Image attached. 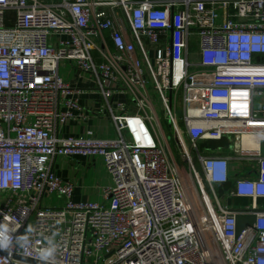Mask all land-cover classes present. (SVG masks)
Returning <instances> with one entry per match:
<instances>
[{
    "label": "built area",
    "instance_id": "built-area-1",
    "mask_svg": "<svg viewBox=\"0 0 264 264\" xmlns=\"http://www.w3.org/2000/svg\"><path fill=\"white\" fill-rule=\"evenodd\" d=\"M66 59L95 77L115 136H59L98 115L60 76ZM60 156L103 157L108 204L74 201ZM48 194L66 202L44 206ZM241 216L253 221L240 227ZM16 255L264 264V0H0V264H36Z\"/></svg>",
    "mask_w": 264,
    "mask_h": 264
},
{
    "label": "crops",
    "instance_id": "crops-1",
    "mask_svg": "<svg viewBox=\"0 0 264 264\" xmlns=\"http://www.w3.org/2000/svg\"><path fill=\"white\" fill-rule=\"evenodd\" d=\"M219 12L222 16L224 11L219 9ZM74 62V60H64L65 73H61L59 65V74L66 82L76 84L88 90L81 99V103L88 111L98 113V115H93L87 122L83 123L75 121L74 119L67 120L60 126L58 130L59 136H85L88 130L94 131L97 136H114L116 134L115 127L109 117L108 108L102 106L103 96L101 92L96 89L97 82L95 77L90 73L81 72ZM117 99L128 103L127 98L124 96ZM101 109L104 110L103 114H99ZM222 143L223 142H218L216 144ZM226 152L228 153L229 151ZM230 170L233 174L242 172L244 166L240 162H231ZM54 171L57 176L64 180H69L75 185L73 200L76 202L86 200L98 202L96 200H100L102 194H104V186L112 180L111 174L106 169L104 158L101 156H60L55 162ZM63 198L66 201V198ZM103 200H105L104 196L102 201ZM231 202L238 206L248 203L249 200L238 199L231 200ZM252 221L253 217L241 216L239 218V226L242 227Z\"/></svg>",
    "mask_w": 264,
    "mask_h": 264
},
{
    "label": "rangeland",
    "instance_id": "rangeland-1",
    "mask_svg": "<svg viewBox=\"0 0 264 264\" xmlns=\"http://www.w3.org/2000/svg\"><path fill=\"white\" fill-rule=\"evenodd\" d=\"M66 63H67V61H66ZM197 69L198 68H196V67H192L191 68L192 71H195ZM60 70H61L62 74L65 73L64 61H62L61 64H60ZM153 101H154V104L157 106L158 113L160 115V119H161V122H162V124L164 126V130H165L166 136H167V138L169 140V143H170V146L172 148L173 154L176 157V160L180 164H183V162H182V160L180 158V150H179V148L177 147V145L175 143V135H174L173 129H172L171 124L169 123V121L163 115L164 112H163V109L161 108L160 99H159L157 94H153ZM183 113H184V104H183V100L181 99V97H179L178 102H177V114H178V117L181 118V116H183ZM155 124L157 125V129L159 130L157 122H155ZM211 144L215 145L216 143L215 142H211ZM112 185H113V180H111V182L108 183L107 185H105L104 187L112 186ZM102 199H103V194H102L101 199L100 200H96V201H98L100 203L108 204L107 201H105V200L102 201ZM65 202H66L65 199L63 197H60L59 195L48 194L47 197L44 198L43 205L44 206H50L51 205V207H62ZM29 225H30V223H29ZM205 229H206V227H205ZM209 232L210 231L206 229V233L208 234V238H209V235H210V238L212 237V239H214L213 234H211ZM211 245H213V242H212Z\"/></svg>",
    "mask_w": 264,
    "mask_h": 264
},
{
    "label": "water",
    "instance_id": "water-1",
    "mask_svg": "<svg viewBox=\"0 0 264 264\" xmlns=\"http://www.w3.org/2000/svg\"><path fill=\"white\" fill-rule=\"evenodd\" d=\"M16 258L22 261H26V262H31V263H36V264H46L44 262L38 261V260H34L32 258L29 257H25V256H21V255H16Z\"/></svg>",
    "mask_w": 264,
    "mask_h": 264
},
{
    "label": "bare ground",
    "instance_id": "bare-ground-1",
    "mask_svg": "<svg viewBox=\"0 0 264 264\" xmlns=\"http://www.w3.org/2000/svg\"><path fill=\"white\" fill-rule=\"evenodd\" d=\"M201 227H202V226H201ZM202 229H203V227H202ZM201 236H202V238L204 239L205 243L208 245V247H210V245H211V243H212V238H211V239L208 238V234L206 233L205 230L201 231ZM207 238H208L209 240H208ZM209 243H210V245H209Z\"/></svg>",
    "mask_w": 264,
    "mask_h": 264
}]
</instances>
